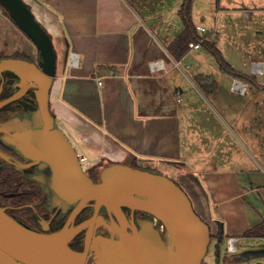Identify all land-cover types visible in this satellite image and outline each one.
<instances>
[{
    "label": "crops",
    "instance_id": "0c3cea01",
    "mask_svg": "<svg viewBox=\"0 0 264 264\" xmlns=\"http://www.w3.org/2000/svg\"><path fill=\"white\" fill-rule=\"evenodd\" d=\"M25 1L53 38L51 110L78 153L92 164L165 163L193 192L211 231L240 244L264 220V80L257 76L264 73L252 66L264 61V18L256 17L262 8L225 4L209 19L208 41L235 69L257 78H239L248 83L239 92L232 88L238 77L222 70L204 44L175 53L184 47L176 44L185 29L184 0ZM231 11L249 26L231 23ZM192 18L202 36L193 11ZM25 35L0 7V52L39 59ZM198 76L212 77L216 89L206 92Z\"/></svg>",
    "mask_w": 264,
    "mask_h": 264
},
{
    "label": "water",
    "instance_id": "95a60500",
    "mask_svg": "<svg viewBox=\"0 0 264 264\" xmlns=\"http://www.w3.org/2000/svg\"><path fill=\"white\" fill-rule=\"evenodd\" d=\"M0 4L40 53L39 60L0 58V72L11 71L20 79L19 91L1 101L0 106L21 98L30 89L36 103L28 114L3 122L2 139L45 167L46 180L43 176L41 179L74 206L67 224L49 233L26 227L0 207V264H87L92 233L83 252L73 249L70 241L92 222L91 219L76 226L72 223L91 201L96 214L103 206V210L121 219L125 206L154 215L164 228L163 234L152 219H146L140 220L141 229L134 227L133 232L118 228L117 238L95 237L92 248L97 264H202L212 242L211 226L174 179L123 162L105 165L100 181L84 170L76 146L51 110L50 93L58 57L51 34L25 0H0ZM0 154L6 157L2 151Z\"/></svg>",
    "mask_w": 264,
    "mask_h": 264
},
{
    "label": "flooded vegetation",
    "instance_id": "af4514ba",
    "mask_svg": "<svg viewBox=\"0 0 264 264\" xmlns=\"http://www.w3.org/2000/svg\"><path fill=\"white\" fill-rule=\"evenodd\" d=\"M4 56L19 57L16 54L5 55L0 52V58ZM19 80V77L11 71L0 72V102L19 91ZM33 97V91L30 89L21 98L0 106V127L3 122L20 115L22 111H32L28 110L26 105L34 104ZM3 134L0 131V151L6 155L5 157L0 154V207L21 224L36 231L49 233L63 228L67 224L74 206L65 210L63 206L51 203L49 191L46 184L43 183L46 180V168L41 173L44 179L42 180L40 176H36L40 166L39 162L34 163L33 159L8 146L2 139ZM105 165L107 164H91L86 172L95 181H100L101 171ZM102 207L96 214L94 201H91L72 221L76 226L92 219V222L70 241V246L73 249L83 252L87 248L89 233H92L86 253L87 264H97L96 252L92 248L93 239L98 236L117 238L118 228L125 227L129 232H133L134 227L141 229L140 220L152 219L155 227L164 234L162 222L148 212L139 209L131 210L124 206L125 214L120 219L117 214L105 211Z\"/></svg>",
    "mask_w": 264,
    "mask_h": 264
},
{
    "label": "rangeland",
    "instance_id": "374dc122",
    "mask_svg": "<svg viewBox=\"0 0 264 264\" xmlns=\"http://www.w3.org/2000/svg\"><path fill=\"white\" fill-rule=\"evenodd\" d=\"M225 4L230 5V6H248V7H259L262 8L260 9L261 13H258L256 17H260L261 19L264 18V0H194L193 2V14H194V19L195 23L201 24L203 26L208 27H213L211 26V22L213 20H209L213 17L216 16V13L218 12V8L221 6H224ZM196 14H195V12ZM230 14L232 16H229L231 19V23L235 24L238 23V25H241L242 27H247L249 26L248 24H245L240 20V18H235V14H238L236 11H231ZM231 23H229L228 28L233 29ZM209 30V28H208ZM205 36H208V33L205 34ZM25 38H29L28 35H25ZM258 39L260 37L258 35H255L252 37V41L255 43H259ZM258 51V50H256ZM29 59L30 56H27ZM36 60V59H33ZM245 63L246 61L243 60ZM246 64V63H245ZM258 78H262L264 80V75L262 74H257ZM31 112V111H30ZM28 114V111H22L20 115H25ZM38 118V117H37ZM58 120L60 119L59 116L57 118ZM61 120V119H60ZM17 123V122H15ZM18 124V123H17ZM59 126L63 129L65 127L59 122ZM73 143L76 145L78 151H81V148L79 144L74 140L73 137H71ZM128 164H136L141 168L145 169H150L152 171L160 172L163 174L168 175L170 178L174 179L178 184H180L189 194L191 197L194 205L196 198L193 194V192L190 190L188 186H185L182 184L180 178L175 174L174 170L171 167H168L165 163H152L149 162L148 160H128ZM45 170V167H38V174L36 176L42 177V172ZM264 172V170H262ZM43 183H46L43 181ZM47 190L49 191V196L51 198V203L55 205H61L64 207L65 210L69 209L73 203H70L69 201L65 200L62 198L57 192L53 190L51 186H47ZM196 207V206H195ZM197 209V208H196ZM212 229H214V225H212ZM212 242L209 247V251L207 255L205 256V262L204 264H217L216 261V254H215V244L218 241V235L214 231L212 232ZM227 243H228V235H225L220 243L221 246V252L222 255H227L231 260V264H264V237H250V236H242L241 237V242L239 244V250L237 252H229L227 250ZM249 256V257H247ZM222 264H226V262H222Z\"/></svg>",
    "mask_w": 264,
    "mask_h": 264
},
{
    "label": "trees",
    "instance_id": "16d2710c",
    "mask_svg": "<svg viewBox=\"0 0 264 264\" xmlns=\"http://www.w3.org/2000/svg\"><path fill=\"white\" fill-rule=\"evenodd\" d=\"M193 2H194V0H184L182 7L180 9V15L184 21L185 29H184L183 33L177 38L176 44L177 45L183 44L184 47H183L181 53H178L177 49L174 48L175 53L178 54V56H181V54H184V52L187 51V49L189 48V42L191 40H193V39L198 40L201 37H204L205 40H204L203 44L216 57V60L218 61L222 70H224L225 72H229L238 78H243L249 82L257 84L256 76L235 69L225 59V57L222 54V51L217 47V45L215 43L208 41L209 36H199V34H197L196 27H195V24H194L193 18H192ZM0 7H2L4 9V11L9 15L8 11L1 4H0ZM16 55L19 57H26V55L24 53H18ZM196 80L198 81V83H203L202 88L206 92L207 91L211 92V91L216 89V84H215L212 77H209V80L205 81V79L203 77L198 76ZM33 96H34V93H33ZM26 106H27L26 108L28 110H34L36 108V103L34 101L33 105H26ZM133 165L138 166L136 164H133ZM217 235H218V241L215 244V254H216L217 264H222V262H226V264H231L232 260H230V258L227 255L223 256L222 252H221L220 243H221L224 235L221 233H217ZM244 235L250 236V237H264V220L261 221L260 223L256 224L255 226H252L251 228H249L244 233ZM212 236H213V234H212ZM204 262L202 264H204Z\"/></svg>",
    "mask_w": 264,
    "mask_h": 264
},
{
    "label": "built area",
    "instance_id": "2783aa9c",
    "mask_svg": "<svg viewBox=\"0 0 264 264\" xmlns=\"http://www.w3.org/2000/svg\"><path fill=\"white\" fill-rule=\"evenodd\" d=\"M197 30H199L203 34L202 36H205V34H207V32H208V28L206 26H203V25H198ZM204 40H205V38L201 37L200 39H198L196 41L195 40L190 41L189 46H190V48H200V47H202ZM72 58H73L72 62L75 64L77 62V54L73 53ZM152 66L154 68H159V67L161 68L163 66V62L161 60L160 61H154V62H152ZM252 66L256 72L264 73V61H258V60L253 61ZM99 82L102 83L101 80ZM247 86H248V83L246 81H243L239 78H236L233 82L232 88L236 91H239V92H245L247 89ZM177 95H178V100L179 101L182 100L180 90L177 91ZM79 158H80V162L82 164V167L84 168V170H87L91 166L92 163L84 155L79 154ZM239 248H240L239 247V238L236 236L228 237L227 250L229 252H237L239 250Z\"/></svg>",
    "mask_w": 264,
    "mask_h": 264
}]
</instances>
